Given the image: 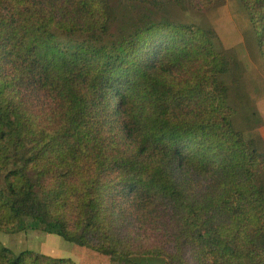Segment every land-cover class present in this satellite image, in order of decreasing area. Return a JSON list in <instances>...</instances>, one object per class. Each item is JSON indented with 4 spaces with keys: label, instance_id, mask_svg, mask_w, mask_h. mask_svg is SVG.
<instances>
[{
    "label": "trees",
    "instance_id": "16d2710c",
    "mask_svg": "<svg viewBox=\"0 0 264 264\" xmlns=\"http://www.w3.org/2000/svg\"><path fill=\"white\" fill-rule=\"evenodd\" d=\"M224 1L0 0V232L264 264V138L235 122L246 67L205 18ZM239 1L264 62V0ZM0 264L80 263L0 241Z\"/></svg>",
    "mask_w": 264,
    "mask_h": 264
},
{
    "label": "rangeland",
    "instance_id": "374dc122",
    "mask_svg": "<svg viewBox=\"0 0 264 264\" xmlns=\"http://www.w3.org/2000/svg\"><path fill=\"white\" fill-rule=\"evenodd\" d=\"M191 17L199 21L203 20V15L190 13L188 18ZM205 18L216 28L223 46L228 49L235 48L246 67V79L251 87L250 99L252 102L248 107V113H237L235 122L247 130L257 125L258 128L253 133L262 135L264 126V62L257 49L249 41L251 29L249 15L239 0H225L218 7L206 13ZM251 109L257 111L256 117L254 115L246 116L251 113ZM250 132L248 130L247 133L250 134ZM262 138H264L263 135ZM0 241L15 253L34 250L52 258H71L80 264H111L112 262L108 256L65 241L61 237L46 233L41 229L28 228L15 233L0 232Z\"/></svg>",
    "mask_w": 264,
    "mask_h": 264
},
{
    "label": "crops",
    "instance_id": "0c3cea01",
    "mask_svg": "<svg viewBox=\"0 0 264 264\" xmlns=\"http://www.w3.org/2000/svg\"><path fill=\"white\" fill-rule=\"evenodd\" d=\"M262 135L264 136V126L262 127ZM56 235V234H55ZM58 236V235H57ZM60 237V236H59ZM62 238V237H61ZM63 239V238H62Z\"/></svg>",
    "mask_w": 264,
    "mask_h": 264
}]
</instances>
